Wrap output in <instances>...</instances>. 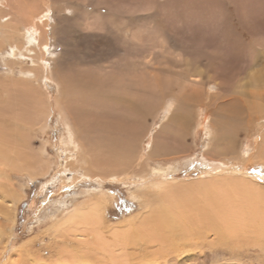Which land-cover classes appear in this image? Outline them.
I'll use <instances>...</instances> for the list:
<instances>
[{"label":"rangeland","instance_id":"obj_1","mask_svg":"<svg viewBox=\"0 0 264 264\" xmlns=\"http://www.w3.org/2000/svg\"><path fill=\"white\" fill-rule=\"evenodd\" d=\"M27 1L57 12L50 18L59 55L50 78L33 87L23 74L33 66L31 54L0 52V84L27 85L12 102L0 99V111H11L0 119V148L10 156L9 163L0 161V262L56 263L58 253L49 248L78 240L59 225L76 207L103 196L99 229L128 264H264V159L250 148L255 141L264 152V119L248 127L252 106L234 93L240 81L253 88L252 69L264 77V0ZM209 82L218 85L217 95ZM113 95L136 102L135 115L114 105ZM205 97L208 106L200 100ZM172 100L177 115L169 119ZM190 101L203 105L212 136L198 125ZM139 152L144 169H135L138 174L129 168L124 179L111 180L98 171L106 162L120 173ZM247 155L253 156L244 160ZM207 157L227 164L214 170ZM169 167L177 171L154 172ZM233 178L261 188L249 190ZM152 181L167 185L144 188ZM169 208L180 221L176 237L187 233L189 240L178 251L154 218ZM90 234L89 242L100 241Z\"/></svg>","mask_w":264,"mask_h":264},{"label":"bare ground","instance_id":"obj_2","mask_svg":"<svg viewBox=\"0 0 264 264\" xmlns=\"http://www.w3.org/2000/svg\"><path fill=\"white\" fill-rule=\"evenodd\" d=\"M28 2L29 1H27V0H0V52H4V50H6L8 47H10L11 50H12V55H14V54L17 55V53H19V52H20L21 55H24L23 54V51L31 54L30 57H31V60H32L31 62H32L33 66L31 67L30 71H26L23 74H25L26 77H27V75L30 76V77H28L29 78V80H28L29 82L28 83H29L30 86H33V85L35 86L36 83L39 84V86H41V84L43 82H45L46 79L50 78L51 72L53 70L52 69V63L54 62L55 58L59 55L58 52H56V51L53 50L54 47L56 48L55 42L57 40L55 39V32H54V25H53V21L54 20H53V18H52V20L50 18V16H51L50 14L51 13H52V16H53V14H56L57 12H55V10L50 5L45 4V6H43L42 9H38L36 6H34L30 2L29 3ZM65 10H67V9H65ZM5 18H7V20L5 22H3L2 20H4ZM253 70L254 69L251 70L250 76H249L251 78L249 80V84L252 85L253 88H250L249 89V85L248 84H246V83H243L242 84L241 81H240L237 84V86L235 87V92H234L238 96L237 97L238 99L241 98L242 103L244 104L243 106H245V107L247 105L252 106L250 108V111H249V114H248L249 115L248 122L250 123V125H248V127L249 126H252L251 125L252 123H255V122L259 121V120H263L264 119V115H263L264 114V93L262 92V91H264V77H262L261 79L260 78H256V73ZM197 81L198 80L193 81V83H196ZM24 82L26 83V81H24ZM209 85L210 86H214L216 88V91L217 92H215L216 93L215 95H217L219 93V91H220L219 88H218V85H216L215 82H209ZM26 86L27 85H24V84H21V83L20 84L19 83L0 84V99L2 100V97H3L4 99H8V101H11L12 102V100L10 99L11 96L12 95L16 96V91L17 90H18V92L27 91V87ZM159 87H160V84H158V83H155L154 84V89L155 90L159 89ZM210 94H211V92L209 93V96H210ZM232 98H234V97H232ZM232 98H231V100H232ZM205 99H206V97L205 98H200V100H202V103H204L206 106H208L209 103H207L205 101ZM233 100H232V104H233ZM97 101H98V99H97ZM109 102L110 101H108L106 103L109 104ZM10 103H9V105H11ZM112 103L113 104L115 103L114 105L119 104V105L124 106L125 108H127V110L130 111L129 112V117L135 115L134 114L135 113L134 112L135 111L134 109H135V103L136 102H133L132 99H130L127 102V100L125 99V97L122 99V98H117V97L114 96V97H112ZM190 103H193V101H190ZM200 103L199 102H197V103L194 102L193 103L194 104V107L197 108L196 116L198 117V125H200L202 128H204L205 130H207L209 136H212L213 135L212 128H210V125H207V123L205 122L207 120V118L205 116L206 113L202 109L203 105H201ZM229 104H231V103H229ZM237 104H239V103H237ZM240 105H241V103H240ZM243 106H241V108ZM49 108H47L48 110L46 111L47 112V115H48V113L50 111ZM236 108L237 109H240L239 107H236ZM6 109H8V108H6ZM6 109H3L4 111H2V112L0 111V119L4 118L5 115H7V114H9L11 112V111L10 112L9 111L8 112L5 111ZM175 109H177V107H175L174 100H172L171 101V105H169V107H168V109L166 111V115L168 113L170 114L169 115V119L172 117V115H177V111L176 112L174 111ZM192 110H193V108H192ZM217 110L219 111V108H217ZM239 111H237V112H239ZM219 112H222V111H219ZM187 114L189 115L191 113L189 112ZM191 115H193V114H191ZM236 116H238V115H236ZM8 120H10V119H8ZM186 121H188V120L186 119L185 122ZM240 122H241V120H240ZM7 123H9V122H7ZM262 134H264V132ZM222 135H223V133H222ZM217 136L214 135V138H212V139H215L216 140L218 138ZM71 137H72V135H71ZM3 141L4 140L2 139V135H1L0 136V142H1V144H3ZM73 142L75 143V141H73ZM230 143H231V141H230ZM230 143L228 142V144L227 145H224L223 147L226 149L227 146L229 147V144ZM253 145L250 147L251 148V151L253 152V155L256 156L255 154L257 153L258 156H262V157H259L258 160L260 161V158H262V160H263L264 159V152L263 153H262V151L260 153L257 152V150L260 151V149H257L256 142L255 141H253ZM263 145H264V143H263ZM228 147L225 150L227 152H229L228 151ZM261 147H262V145H261ZM218 149H219V147H218ZM134 150H135V148H134ZM120 152H122V151H120ZM126 152H128V151H126ZM134 152H136V151H134ZM210 152H212L211 149H210ZM242 152H244V151H242ZM11 153H12V151H11ZM220 155H223V157H224L225 156V153L222 152V153H220ZM252 156L249 157L247 155V157H245L244 160H246V159H249L250 160L252 158ZM9 157L10 156H9V154L7 152V149L0 148V161L3 160L2 162L9 163V161H10L9 160L10 159ZM211 159L208 158V157L206 158V160H209L212 163L211 165H209L207 167L214 168V170L217 167L218 168L222 167L221 164L222 165L227 164V162H225L222 159H219L218 161L215 158L214 159L211 158ZM143 160H142L141 153L140 154H137V158L136 159L127 160V161L124 162V165L122 166V169H121V172L120 173L118 172V168L116 169V168L111 167V164H109V163L103 162L102 163V166L98 163V166H99L98 171L100 173H105V174H101V176L102 177H107V179H111V180H115V179L116 180H120L121 179L122 180V179H124L126 177L129 168H133L134 174H138L137 172H135V169L143 170L144 169L143 168V165L144 164L142 162ZM214 162L219 163L220 165L219 164H216L215 165ZM113 163L116 164L115 161H113ZM260 163L264 166V160L262 162H260ZM104 165L106 167H104ZM213 165H215V167ZM0 166L2 167L3 165H0ZM11 166L13 167V165H11ZM91 167H92V165H91ZM104 168L106 169L105 172L102 171ZM86 171H87L86 174L87 173L90 174V172L88 170H86ZM159 171L164 172V173H168V172L177 171V168L176 167H173V168L172 167H169V168H166V169L165 168H159V169H155L154 170V172H159ZM4 172L5 171L1 172V174L4 173ZM220 172L221 171H219V173ZM95 176H96V174H95ZM1 178H3L2 175L0 177V180H1ZM5 179L7 180L6 177H5ZM233 180H236V181H245L248 185H250L249 190L260 189L261 188L260 185L255 184L253 181H250V180L241 179V178H233ZM162 182L161 181H152L150 185L147 184L144 188H148L149 189L151 187V188H153V189L156 190V188L165 187L167 185V183H162ZM148 189H147V191H148ZM139 195H141V194H139ZM143 195H145V194H143ZM145 197H146V195H145ZM145 197H140L139 200L143 204H146L147 205L148 203H150L149 202V197L148 198H145ZM103 202H104V197L103 196L100 199L98 197L97 198L93 197V198L89 199L88 202L86 203V207L85 208L76 207L75 210L73 212H71L70 216H68V218L65 219L62 222V224L59 225L60 226V229L63 230V233H65L66 235H70L71 237H73L74 240H76L78 238V240H77V242H74V241H72V240L69 239L68 241H71V242L63 243V244H57V245L51 246L49 249L50 250H54L55 253L56 252L58 253L57 254L58 256L56 255L58 257L57 258V262L54 263V264H128V260L129 259L128 258H125L122 254H120V250H117V248H116V245L117 244L114 246L115 247V249H114L113 246H111V244H108L105 241V238L103 236V233H101V230L99 229V227H100V217H99V215L100 214L98 215L97 211L102 206ZM201 210L204 211L207 214L209 212V211H205V208L204 209L201 208L199 210V212H202ZM86 211H88V212H86ZM171 211H170V208H169V210L168 209H165V210L159 211L158 213H157V211H154V212L157 213V216L154 217V218L158 220L159 224L164 223L163 225L160 226V227L163 228L162 229L163 231L161 232L159 229L158 230L161 233H163L164 236H165V234L166 235L168 234L167 236H168V239H169L168 240L169 241V243H168L169 245L171 244L170 243L171 240H173V241L176 240V242H178V240H179L178 244H176V242H175V244L172 242V246L176 248V249H173V250H175V251L177 250L178 251L180 248L181 249L182 248L184 249V247L188 245L187 242H189V240H188V236L185 235L187 233H184V232H183L184 234H182V235H179L178 234L180 237L179 236L176 237L177 235H176V233H174L176 231L174 230V227L173 226H176L177 225L176 222H175V220L176 221H179V220L176 219L177 216L174 215V213H175V212H173L174 210L172 211L173 213ZM167 223L169 225H167ZM172 224H174V225H172ZM171 226H172V228H170ZM192 227H194V225ZM254 227H256V226H252L250 228L254 229ZM260 227H262L264 229V226H259V229H260ZM176 228H177V226H176ZM209 228H210V226H209ZM257 228H258V226H257ZM194 229H192V230H194ZM196 229L198 230V228H196ZM240 229H242V227ZM244 229H246V228H244ZM252 229H250V231ZM256 229H254V231ZM195 230L193 231L194 233L196 232ZM214 230L217 231V229H214ZM227 230H228V228H227ZM222 231H225V229L222 230ZM222 231H221V234H222ZM236 232L238 234V230L237 229H236ZM251 232H249L250 233V236H251ZM256 232H258V231H256ZM71 233H73L74 235H72ZM90 233H94L95 236L100 241L98 243H91V242H89V240H90L89 236L90 235L92 236V234H90ZM197 233H199L201 235L202 234H205V233H201V231L200 232L198 231ZM163 234H162V236H163ZM208 234H206V235H208ZM255 234L258 235V233H255ZM255 234H254V232H252V235H255ZM191 235H194V234H191ZM201 235H200V237H198L199 235L198 236L196 235L197 236V239L198 238H201ZM243 235H241V233H240V236L243 237ZM115 236L118 237L117 234H115ZM167 236H165V237L167 238ZM202 236H203L202 237L203 240H204V238H207V236H204V235H202ZM262 236H264V235H262ZM165 237H163V238L166 239ZM218 237H219V235H218ZM245 237L246 236L244 235L243 238H241V237L240 238L242 240ZM127 238H125V239H127ZM248 239L250 241L252 238H250L248 236ZM253 239H256L255 236L253 237ZM263 239H264V237H263ZM131 240H133V239H131ZM244 240H246V238ZM117 241H118V239H116L115 242H117ZM128 242H129V240H128ZM163 242H165V240ZM167 242H165V243H167ZM190 242H191V240H190ZM201 242L199 240V243H201ZM253 242L255 243L254 240H253ZM191 244H192V242H191ZM191 244H190V246H191ZM124 245L126 247V243ZM197 245H199V244H197ZM121 247H123V244L122 243L119 246V248H121ZM117 251H119V253H117ZM125 251H127V250H125ZM124 253L128 255L129 251L128 252H124ZM150 254H152V253H150ZM129 257H131V256H129ZM39 260H41V259H39ZM53 262H55V261H53ZM0 264H2V263L0 262Z\"/></svg>","mask_w":264,"mask_h":264}]
</instances>
